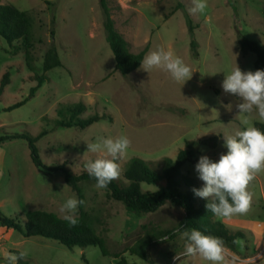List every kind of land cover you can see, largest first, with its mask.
I'll return each mask as SVG.
<instances>
[{
  "label": "rangeland",
  "instance_id": "obj_1",
  "mask_svg": "<svg viewBox=\"0 0 264 264\" xmlns=\"http://www.w3.org/2000/svg\"><path fill=\"white\" fill-rule=\"evenodd\" d=\"M0 2L14 4L31 19L29 46L23 40L10 45L0 36V76L6 70L11 73L0 99V137L36 136L48 130L37 141L45 168L33 164L25 139L9 138L0 145V212L18 217L22 224L30 210L63 217L60 206L68 197H78L56 168L64 165L81 173L85 162L98 155L87 151L86 142L98 136L129 139V148L117 161L120 176L134 157L159 169L158 163L166 157L176 158L187 141H199V153L184 164L179 175L181 190L193 193V188L203 186L195 171L199 157L217 160L226 153L224 137L242 130V120L253 126L264 122L255 109L238 113L236 106L242 101L221 86L225 73L236 66L242 71L256 70V54L241 50L239 35L264 48V0H207L203 14H189L192 0H108L116 27L133 52L149 43L147 54L164 48L183 59L193 71L183 85L161 69L147 72L139 67L126 76L115 70L100 0ZM193 37L197 56L191 49ZM51 48L57 50L61 65L45 73L44 58ZM42 75L46 81L26 101ZM80 102L86 105L81 117L108 114L109 118L86 128L58 126L57 120L66 119L59 117L58 109ZM95 185L81 183L84 209L105 244L106 255L98 246L68 248L51 238L25 237L0 224V264L21 251L26 255L18 264H149L129 248L141 238L175 228L183 219V210L167 203L156 212L136 215L111 198L106 188ZM247 191L251 201L245 214L213 218L236 237V249L223 244L224 264H264V170L255 174ZM184 245L182 233L160 240L150 247L153 264H210L198 255L182 256Z\"/></svg>",
  "mask_w": 264,
  "mask_h": 264
},
{
  "label": "trees",
  "instance_id": "obj_2",
  "mask_svg": "<svg viewBox=\"0 0 264 264\" xmlns=\"http://www.w3.org/2000/svg\"><path fill=\"white\" fill-rule=\"evenodd\" d=\"M103 14V27L106 40L109 43L114 57L115 70L126 76L140 67V61L147 54L150 44L148 43L139 52H133L129 41L117 29L115 20L112 16L111 7L108 0H100ZM174 12H172L173 14ZM189 30L193 31L192 22L189 14L185 11ZM193 35V34H192ZM0 36H2L10 45L15 41L23 40L26 46L31 39V19L26 11L20 10L12 3L0 2ZM239 45L243 52H253L256 54L255 68L264 69V48L253 40L248 39L244 35H239ZM191 49L193 54L198 55L197 41L193 37L191 41ZM61 65V59L55 48H51L44 58V72H48L54 67ZM46 75L38 77L37 86L33 87L26 101L33 97L46 81ZM11 82V73L9 70L3 72L0 76V99L8 84ZM23 102L16 103L12 108L22 105ZM11 108V109H12ZM86 111V105L82 102L74 105L61 106L58 109V115H63L66 119L57 120L58 126H77L86 128L101 119L109 118L108 114H93L88 117H81ZM255 127L264 131V122H256ZM47 129L43 130L39 135L30 133L14 134L10 136L0 137V145L9 138L19 137L27 141L30 156L33 164L37 168H45V164L40 156V150L37 146L39 138L47 133ZM199 141H187L186 147L181 149L176 158L166 157L159 162V169H154L146 164L141 158L134 157L123 176L111 181L106 188L111 198L121 201L127 210L136 214L144 215L153 213L161 207L170 203L173 206L183 210L184 216L179 224L173 229H167L161 234H152L136 241L129 251L133 255H137L153 264L151 258L150 247L158 243L161 237L167 236L169 239L174 238L183 231L196 228L206 235H213L223 240V244H227L230 249H236V237L225 230V226L220 222L214 221V215L207 211L205 199L197 200L194 193L183 192L181 190L180 169L187 162H191L199 153ZM63 174L69 188L77 195L78 200L83 201L79 205V211L76 215L78 222L75 226H70L67 221L54 212L44 210H30L25 215L24 224L18 217H12L0 212V224L9 229L20 231L25 237L42 236L57 240L68 248L75 246L85 247L88 245L98 246L103 254H107L105 244L100 236L90 224L89 214L84 209V197L81 189L82 182H96L94 177L88 175L86 169L77 174L64 165L56 168ZM185 180H190L187 176ZM189 182V181H188ZM157 185V189L145 188ZM180 229V231H177Z\"/></svg>",
  "mask_w": 264,
  "mask_h": 264
},
{
  "label": "clouds",
  "instance_id": "obj_3",
  "mask_svg": "<svg viewBox=\"0 0 264 264\" xmlns=\"http://www.w3.org/2000/svg\"><path fill=\"white\" fill-rule=\"evenodd\" d=\"M206 9L207 0H192V7L188 12L203 14ZM140 68L147 72L154 68L161 69L182 85L193 74L181 57L164 48L146 54L140 61ZM221 86L224 92L233 94L242 101L236 106L238 113L249 114L255 109L258 116L264 119V69L242 71L236 66L225 73ZM241 124L242 130L224 137L226 153H221L217 160L201 155L195 165L203 186L193 188L192 191L196 197L207 201V211L218 218H229L248 211L251 194L247 191V186L256 173L264 170V131L250 125L247 119L242 120ZM86 145L87 151L98 155L85 162V169L89 176L95 178V187L105 189L119 177L117 161L125 155L130 141L125 135L116 138L98 136L94 142H86ZM82 203L75 196H70L60 206V211L64 213L63 219L70 226L77 224L78 217L75 213ZM182 234L185 238L182 256L198 255L210 264H224L225 252L221 238L206 235L196 228L183 231ZM160 239L169 240L167 236ZM25 255L24 251L10 254L5 258L6 264H18Z\"/></svg>",
  "mask_w": 264,
  "mask_h": 264
}]
</instances>
